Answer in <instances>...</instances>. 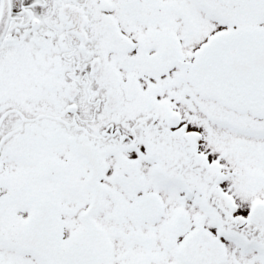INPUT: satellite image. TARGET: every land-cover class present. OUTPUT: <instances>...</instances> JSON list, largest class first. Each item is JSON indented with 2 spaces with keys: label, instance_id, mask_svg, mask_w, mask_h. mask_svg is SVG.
Instances as JSON below:
<instances>
[{
  "label": "snow or ice",
  "instance_id": "snow-or-ice-1",
  "mask_svg": "<svg viewBox=\"0 0 264 264\" xmlns=\"http://www.w3.org/2000/svg\"><path fill=\"white\" fill-rule=\"evenodd\" d=\"M0 264H264V0H0Z\"/></svg>",
  "mask_w": 264,
  "mask_h": 264
}]
</instances>
